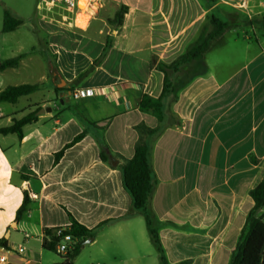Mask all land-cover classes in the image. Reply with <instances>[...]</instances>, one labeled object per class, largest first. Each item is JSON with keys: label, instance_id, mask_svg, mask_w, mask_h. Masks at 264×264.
Returning a JSON list of instances; mask_svg holds the SVG:
<instances>
[{"label": "crops", "instance_id": "0c3cea01", "mask_svg": "<svg viewBox=\"0 0 264 264\" xmlns=\"http://www.w3.org/2000/svg\"><path fill=\"white\" fill-rule=\"evenodd\" d=\"M118 2H103L94 20L78 15L74 27L37 13L32 30L42 38L40 49L30 45L4 59L22 55L18 66L0 71V92L39 88L17 103L0 104V129L37 112L22 137L0 132V241L7 244L0 246V258L6 257L0 264H160L143 216H127L133 204L121 170L122 158L134 155V127L159 125L139 101L144 94L161 95L164 73L158 66L184 54L220 7L229 16L238 9L264 10V0H136L125 3L121 22L112 23ZM22 21L2 33H16ZM203 61L201 73L175 101L164 99L165 123L173 115L178 124L167 126L153 144L158 184L152 206L161 221L177 226L160 229L171 264H229L254 206L249 191L264 178V34L256 41L230 29ZM20 72L26 75L22 82L14 79ZM171 78L175 82L178 75ZM77 88L93 95L76 102L71 92ZM102 136L112 153L109 162L100 158ZM26 195L27 210L18 219ZM73 218L93 236L67 261L69 251L60 255L44 247V231L68 228Z\"/></svg>", "mask_w": 264, "mask_h": 264}, {"label": "trees", "instance_id": "16d2710c", "mask_svg": "<svg viewBox=\"0 0 264 264\" xmlns=\"http://www.w3.org/2000/svg\"><path fill=\"white\" fill-rule=\"evenodd\" d=\"M204 1H206L207 5H212L216 2V0ZM122 17L123 12L118 11L111 22L119 23ZM261 23L264 28V17ZM22 24L23 21L21 19L16 18L7 10L4 11L2 27L4 33L15 31L22 26ZM209 24L211 29L209 31L205 29L199 38L188 47L184 54L170 64L161 63L158 66V70L164 73L162 93L159 97L144 94L139 101V109L144 113L154 116L158 120L159 125L155 128H151L145 123L136 125L134 129L137 132L138 139L135 143L134 155L131 159L122 158L121 170L124 187L129 192L133 204V209L127 216L130 217L134 213H139L143 216L151 242L158 251L160 264H171L167 259L162 245L160 229L165 226H177L172 222L161 221L157 217L152 206L153 195L158 184L152 162L153 144L161 137L167 126L178 124V120L173 115L168 125L165 123L166 112L164 99L167 96H172V101L177 99L179 92L201 73L204 66L203 56L212 43L232 27L230 21H224L215 15L209 17ZM104 53L105 51L102 53L100 59L94 63L99 62L103 58ZM21 58L22 55H19L0 62V71L18 66ZM173 74H177L179 77L181 76L178 82L172 80L171 76ZM84 75L85 74H82L79 79ZM38 88L39 85L30 84L10 86L0 92V104L17 103L20 97L30 95ZM36 113H31L21 119L14 120L13 125L1 128L0 132L3 134H17L19 137H22L23 127L37 119ZM85 135V132L79 134L71 143L66 145L63 150L58 152L55 155V162H59L65 150L82 140ZM99 143L101 146V160L109 162L112 153L104 136L99 139ZM252 161L256 163L257 159L252 158ZM249 195L254 202V206L248 213L246 222L240 232L238 242L232 251L229 264H264V212H262L264 208V178L257 186L249 191ZM28 202V196L26 195L23 205L17 212L18 219L26 212ZM58 229L59 228L46 229L44 231V247L56 252L57 245L62 240V235H72L76 242L67 255V261H73L78 257L84 243L93 236L92 230L86 228L74 218L70 227L62 231V235H57ZM0 246L7 247V244L2 240L0 241ZM190 263V260H186L176 264Z\"/></svg>", "mask_w": 264, "mask_h": 264}, {"label": "rangeland", "instance_id": "374dc122", "mask_svg": "<svg viewBox=\"0 0 264 264\" xmlns=\"http://www.w3.org/2000/svg\"><path fill=\"white\" fill-rule=\"evenodd\" d=\"M107 0L104 1V5ZM119 4H117V12H125L127 6L125 3L133 4L136 0H118ZM38 2L39 0H0V58L5 59L8 57H12L13 55L17 54V52H25L28 50L30 45H35L37 49H40L41 44V36L32 28L35 27V24L39 21L37 19L38 13ZM116 2H113L115 4ZM82 9L85 6L79 3ZM125 8V9H124ZM7 10L11 12L15 17L19 19H24V26L20 28L14 34H3L2 33V25H3V14L4 11ZM99 10V9H98ZM128 10V8H127ZM101 10H99L100 13ZM248 13L242 12L239 9L234 10L232 14H229V10L225 7H220L216 10L213 14L222 18L224 21H230L232 24L231 29H237L247 37H250L256 41L264 34V28L262 26V19L264 17V10H255L252 11L251 9L243 10ZM98 13V14H99ZM97 14V12H96ZM97 17V16H96ZM45 25V24H44ZM50 25V24H49ZM80 29L81 28H77ZM211 29V26L208 22V27L206 28L207 31ZM65 30V29H63ZM62 30V31H63ZM181 76L177 79H174L175 82L180 80ZM14 79L16 81L22 82L26 79L25 73H21L19 75H14ZM38 111V110H37ZM264 212V208L262 209Z\"/></svg>", "mask_w": 264, "mask_h": 264}, {"label": "built area", "instance_id": "2783aa9c", "mask_svg": "<svg viewBox=\"0 0 264 264\" xmlns=\"http://www.w3.org/2000/svg\"><path fill=\"white\" fill-rule=\"evenodd\" d=\"M81 0H39L38 2V15L41 19L69 27L77 25L78 15L82 12L80 8ZM104 0H88L85 12L91 19L96 18V11L102 5ZM93 95V90L90 88H77L71 92V97L74 101L79 102ZM65 228H59L57 235H62ZM76 240L70 234L62 235L61 242L57 245L56 252L60 255H65L70 251L75 244ZM26 252V247L21 246L18 248V253L23 254ZM6 257H1L0 262H5Z\"/></svg>", "mask_w": 264, "mask_h": 264}, {"label": "bare ground", "instance_id": "6f19581e", "mask_svg": "<svg viewBox=\"0 0 264 264\" xmlns=\"http://www.w3.org/2000/svg\"><path fill=\"white\" fill-rule=\"evenodd\" d=\"M80 4L83 5V6H85L84 9H82V8L80 7L81 10H82V12H81L80 14H84V15H86V13H84V12H85V9H86V7H87L88 0H81V1H80ZM80 14H79V15H80Z\"/></svg>", "mask_w": 264, "mask_h": 264}, {"label": "water", "instance_id": "95a60500", "mask_svg": "<svg viewBox=\"0 0 264 264\" xmlns=\"http://www.w3.org/2000/svg\"><path fill=\"white\" fill-rule=\"evenodd\" d=\"M49 110H51V109H49ZM41 112L44 113V109ZM90 240H92V239H88L86 242H89Z\"/></svg>", "mask_w": 264, "mask_h": 264}]
</instances>
